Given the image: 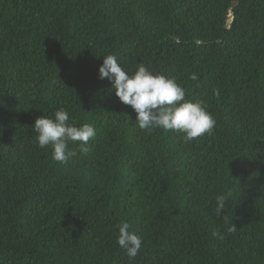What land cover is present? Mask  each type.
<instances>
[{"label": "trees", "instance_id": "trees-1", "mask_svg": "<svg viewBox=\"0 0 264 264\" xmlns=\"http://www.w3.org/2000/svg\"><path fill=\"white\" fill-rule=\"evenodd\" d=\"M109 54L205 101L211 134L140 130ZM60 108L96 129L67 163L32 130ZM0 264H264V0H0Z\"/></svg>", "mask_w": 264, "mask_h": 264}, {"label": "clouds", "instance_id": "clouds-1", "mask_svg": "<svg viewBox=\"0 0 264 264\" xmlns=\"http://www.w3.org/2000/svg\"><path fill=\"white\" fill-rule=\"evenodd\" d=\"M98 78H107L119 101L131 106L136 113L135 124L140 130L177 131L183 133L185 143H190L205 134H211L215 127L216 120L207 110L205 101L186 99L185 90L174 78L154 73L143 63L138 64L130 74L115 55L109 54L103 57ZM192 78L196 79L195 76ZM216 94L219 95L218 91ZM32 130L36 133L37 146L41 149L51 148L52 159L58 163H67L76 155V151L68 148L69 142H78L79 150L87 153L88 142L96 136L92 124L77 126L70 123V115L64 108L58 109L53 116L37 117ZM230 195L224 193L216 197L217 215L222 213ZM129 229L130 225L123 222L119 226L116 242L126 250L129 259L134 260L140 254L143 241L141 236ZM234 230L235 225L228 229ZM218 234L213 232L214 236Z\"/></svg>", "mask_w": 264, "mask_h": 264}]
</instances>
